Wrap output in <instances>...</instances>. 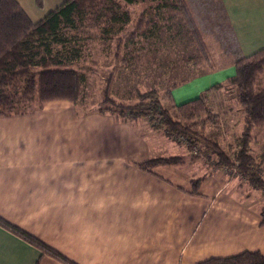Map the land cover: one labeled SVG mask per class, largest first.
Here are the masks:
<instances>
[{
    "label": "crops",
    "instance_id": "crops-1",
    "mask_svg": "<svg viewBox=\"0 0 264 264\" xmlns=\"http://www.w3.org/2000/svg\"><path fill=\"white\" fill-rule=\"evenodd\" d=\"M63 1L18 0L34 21L38 19L33 5L44 8L52 2L56 8ZM205 1L221 5L225 19L217 29L220 39L201 31L205 51L226 60L175 87L179 98L174 99V89L171 95L176 104L224 82L236 74L238 59L264 48V0ZM191 2L193 7L194 0ZM225 38L233 43L232 48ZM198 52L191 46L182 57L201 59L204 55ZM64 107L66 115L42 107L0 116V216L5 220L38 236L77 264H211L210 259L245 251L264 254L262 191L245 187L226 169L212 167L209 173L196 177L198 172L193 171L186 178L189 185L192 178L204 177L196 194L190 192L191 185L183 186L168 171L155 169L156 174H150L136 168L140 178H129V170L134 168L125 161L142 163L150 158L160 148L158 143L152 146L156 138L143 141L130 124L110 122L109 114L96 115L105 121L101 129L80 135L74 108ZM64 146L77 155L81 148L92 149L93 158L99 151L106 156L101 169L113 164V175L124 177L111 178L108 173L101 176V182L79 178L78 164L70 166L73 169L61 167ZM117 149L119 157L111 154ZM92 167L98 170L93 163ZM203 167L207 168L205 162ZM99 233L102 239L96 236ZM101 241L108 247L97 245ZM38 262L63 264L51 256L42 257L39 248L0 225V264Z\"/></svg>",
    "mask_w": 264,
    "mask_h": 264
},
{
    "label": "trees",
    "instance_id": "trees-1",
    "mask_svg": "<svg viewBox=\"0 0 264 264\" xmlns=\"http://www.w3.org/2000/svg\"><path fill=\"white\" fill-rule=\"evenodd\" d=\"M145 1L64 0L43 18L34 21L18 0H0V116L18 114L26 110L25 108L33 104L36 96L43 103L54 99H67L75 103L82 93L86 74L72 66V62L78 58V55L73 49H66L68 27L75 26L76 23L90 17L91 14H95L98 18L103 14V9L110 10L114 20L124 19L128 23L131 21V13L124 7ZM167 1L161 0L162 4H158L157 8L160 10L168 7L170 4ZM116 7L123 9L122 15H118ZM172 8L179 10L181 19L174 26L166 28L169 30L175 28L176 31H181L186 27L185 29L191 37L189 41L197 47L198 53L206 52L201 30L189 8L177 2L176 7ZM143 21L139 20L136 24L132 38L125 43L122 40L116 42L118 51L129 44H140V41L134 39L137 30H140L141 37L147 39L150 38V34L157 35L163 31L164 26L153 18L146 22V25H150V30L148 27H144ZM152 28L155 29L152 30ZM58 44L63 46V49H57L55 46ZM115 56L125 63L133 60L127 56L122 58L118 53ZM188 60L199 62L200 59L192 57ZM235 65L236 74L227 77L224 82L214 84L194 99L180 104L174 102L173 106L179 109L178 118H175L169 108L162 104V94L156 87L143 91L136 89L133 94L136 99L133 103H116L109 94L117 68L115 66L107 77V86L104 90L105 99L101 102L107 107L101 106L100 111L115 114L118 119L125 116H128L130 120L147 118L148 116L151 120L158 118L159 124L152 123L153 128L163 129L164 133L172 140L186 137L184 142L188 151L195 150V147L199 151V153L191 156L183 154L150 158L140 164V168L143 170L150 171L152 167L158 165H182L193 158L195 160L206 158V161H211V157L214 155L216 160L211 162V165L216 168H235L237 176L246 180L245 184L251 189L264 193V146L259 155L253 153L252 147L253 130L264 126V48L251 56L238 59ZM227 86H231L229 92L234 91V96L230 98L237 99L239 108L244 114L245 126L235 138L236 148L232 155L225 151L219 143L210 140L196 129L199 125L204 128V124L208 121L214 127L219 126L216 121L217 116L212 115V110H209L206 102L207 93L213 89ZM175 87L177 85L173 84L171 88ZM193 119L194 122L187 121ZM203 180L204 177L192 178L190 192L198 193ZM260 213L262 224H264V204L260 207ZM0 225L35 245L42 251V255L47 254L65 264H75L58 250L46 244L41 238L16 224L8 222L1 216ZM208 263L264 264V254L260 251H245L229 257L213 258Z\"/></svg>",
    "mask_w": 264,
    "mask_h": 264
},
{
    "label": "rangeland",
    "instance_id": "rangeland-1",
    "mask_svg": "<svg viewBox=\"0 0 264 264\" xmlns=\"http://www.w3.org/2000/svg\"><path fill=\"white\" fill-rule=\"evenodd\" d=\"M160 1L161 0H146L145 2H140L136 5L125 6L124 9H128L131 13V21L128 23L125 22L124 19L114 20L110 14L111 11L103 9V14L98 16V18H96L97 16H95V14H91L90 17L76 23L75 26L68 27V30L66 31L68 37L66 49H73L78 55V58L72 62V66H75V68L86 74V82L80 97H78V100L75 103L67 99H54L43 103L39 98H37L38 96H36V99L33 100V104H30L28 108H25L26 110H23L18 114L34 111L42 107H48L50 108L49 111L58 109L60 112L64 111V114L66 115V108L64 106L66 105L68 107L70 105V107L72 106L74 108L75 116L78 118L77 125L79 126L78 129L80 131V135L93 131V128L101 129L105 124V121L97 119L96 115H100V117L103 118L107 117V114H109L108 117L111 120L110 122L114 123V125L118 123L130 124V128L133 129L135 135H138V137L140 136L143 141L151 142V140L155 141L156 138L157 142L155 141L152 146L155 147L158 143L160 148L159 150H156L155 153L149 155L150 158L169 157L183 154L191 156L192 154L195 155L199 153L197 147H195V150H192L191 152L188 151V147L184 142L186 137H180L177 140H172L164 133L163 129L153 128L152 123L157 125L159 124L158 118H153L151 120L148 116L147 118L143 117L130 120L128 116H125L122 119H118L115 114L100 111L101 106L107 107L101 104V102L105 99L104 90L107 86V77L115 66H117V68L114 73V80L109 94L114 98L116 103H133L136 99L133 97L136 89L143 91L156 87L162 94V104L169 108L175 118H178L180 115L178 112L179 109H177L176 106H173L174 100L170 92V88L173 84H176L177 86L184 84L191 78H194L197 74L212 70L226 60L214 57L210 51L201 53V55L204 56H202L201 59L199 58V62H193L188 60V57H182V54H184V51H187L188 47L194 46L189 41L191 37L186 31V27H184L181 31H176L175 28L172 30L167 29L169 26H174L181 19V13L179 10L172 8L176 7L177 2L178 4H182L183 6L189 8L201 31L205 30L207 33L214 37L217 36V38L220 39V33L218 30H220L221 26L225 24L224 12L220 9L221 5H215L211 2L209 4V2H206L205 0H194L193 7L198 14V18L201 22L199 23L196 13L192 7L193 4L191 0H168L167 2H169L170 5L159 10L157 6L158 4H162ZM53 6L55 5L52 2H48L44 8H41L39 4L33 5V9L36 12V18L38 20H40L39 18L41 17L43 18L54 8ZM116 9L118 15H122L123 9H119L117 7ZM158 11L161 12L159 13ZM28 12H30L31 15L33 14L31 11ZM152 18L164 26L161 33L152 35L153 33L151 32L152 34H150V38L147 39L141 37L140 30H137L134 34V39L135 41H140V44H129L127 47H123L121 51L117 50L116 42L118 40H122V42L125 43V41L132 38V32L135 31L136 24L139 20H144V27H148L150 30V25H146V22ZM154 29L155 28H152V30ZM226 38L225 40H227ZM225 42L230 48H232L233 43L230 40ZM55 47L57 49H63V46L60 44ZM116 53H118L122 58L127 56L131 57L133 60L129 63L120 61L117 59L118 57L115 56ZM171 89L173 90L174 88ZM229 89H231V86L213 89L207 93L206 102L210 108L209 110H212V115L217 116L216 121L219 126L214 127L213 124L208 121L204 124V128H202V125H199L196 129L205 134L210 140L219 143L225 151H228L229 154L232 155L236 148L235 138L242 132L245 126L243 120L244 114L239 108V104L236 101L237 99L230 98L234 96V91L232 90V92H229ZM204 90H202L200 94ZM173 93L175 94H173L174 99L177 100L179 98L178 91L174 89ZM94 114L95 118L93 120L92 117H94ZM124 119H128L129 121ZM187 121L194 122V119ZM66 128L67 125L65 124V129ZM73 129L77 128L74 127ZM107 129L108 126L106 125L104 130ZM252 134L253 153L255 155H259L261 154L262 147L264 146V126L255 128ZM163 145H166V147ZM47 147L51 148L49 145ZM71 151L72 150H68L64 146L62 150L61 167L63 169H73L70 166L78 164L79 178L81 179L87 180L95 178L96 181L101 182L103 181V177L101 178V176H106L108 173L111 174V178L124 177L119 174L117 176L113 175L116 173L114 169L110 168L113 164L108 169H101V167L104 166V161H106V156L102 153L99 155V151H97L98 154L94 155V158L92 149L85 150L81 148L79 155H77L74 151ZM119 153L120 150L117 149L113 150L111 154L113 156L118 155L119 157ZM211 158V161H206V158H202L203 160L200 159V161H197L198 159L195 160L194 158L189 159L186 161L187 165H158L160 167H152L150 171L140 168L141 163H131L127 160L125 161L126 164L134 168L129 170L131 172L127 177L133 179L140 178L139 175H135L137 170L136 168L149 172L150 174H156V170H159L161 173L168 171L170 174H173L172 176L178 178L183 186L188 187L191 183L188 185L186 178L191 177L190 172H198V175H196V177H198L203 175L205 172L209 173L213 170L226 169L231 178L235 177L238 179L239 183L241 182L245 187L250 188L247 184H245L246 180H244L243 177L237 176L235 168H216L211 165V162L216 160L214 159L215 156L213 155ZM193 161H196L194 165L189 166V163ZM204 162L207 165L206 169L203 167ZM92 163L96 168H98V170L93 169ZM210 167H212L213 170L210 169ZM220 172L221 171H218V173ZM90 186V189H92V185ZM235 187L238 188V186ZM120 188V191H123L124 188ZM133 188L135 189L136 187ZM132 192L134 191L132 190ZM96 236L102 239L103 234L99 233ZM97 245L100 247H108L107 243L104 241L97 243ZM94 247H96V245ZM104 251L105 250H102V253ZM94 254H97L96 249L94 250ZM45 255L49 256L47 254L42 255L41 251V256L43 257ZM57 260L60 261L59 259ZM95 262H98V260H95ZM62 263L65 264L64 262Z\"/></svg>",
    "mask_w": 264,
    "mask_h": 264
}]
</instances>
